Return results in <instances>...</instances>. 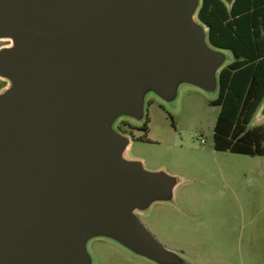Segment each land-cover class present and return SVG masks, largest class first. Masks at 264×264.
Here are the masks:
<instances>
[{
	"label": "water",
	"instance_id": "water-1",
	"mask_svg": "<svg viewBox=\"0 0 264 264\" xmlns=\"http://www.w3.org/2000/svg\"><path fill=\"white\" fill-rule=\"evenodd\" d=\"M231 5L234 0H224ZM201 0H0V264H92L109 238L157 264H185L139 219L179 180L125 152L120 118L182 84L218 92L229 59ZM264 117V102L260 108Z\"/></svg>",
	"mask_w": 264,
	"mask_h": 264
},
{
	"label": "rangeland",
	"instance_id": "rangeland-1",
	"mask_svg": "<svg viewBox=\"0 0 264 264\" xmlns=\"http://www.w3.org/2000/svg\"><path fill=\"white\" fill-rule=\"evenodd\" d=\"M10 45L0 39V48ZM8 85L0 78V91ZM217 97L218 92L190 84H182L171 102L148 95V140L138 139L144 120L116 122L132 140L127 159L179 180L171 201L156 202L137 215L185 264H264V157L215 150L220 106L211 102ZM255 126H264L260 110ZM87 247L92 264H157L109 238L91 239Z\"/></svg>",
	"mask_w": 264,
	"mask_h": 264
},
{
	"label": "trees",
	"instance_id": "trees-1",
	"mask_svg": "<svg viewBox=\"0 0 264 264\" xmlns=\"http://www.w3.org/2000/svg\"><path fill=\"white\" fill-rule=\"evenodd\" d=\"M198 19L208 27L209 42L229 50L234 61L219 75L220 106L214 148L248 156H264V126L251 127L264 102V0H201ZM149 115L139 127L148 140ZM131 129H135L131 126Z\"/></svg>",
	"mask_w": 264,
	"mask_h": 264
},
{
	"label": "flooded vegetation",
	"instance_id": "flooded-vegetation-1",
	"mask_svg": "<svg viewBox=\"0 0 264 264\" xmlns=\"http://www.w3.org/2000/svg\"><path fill=\"white\" fill-rule=\"evenodd\" d=\"M204 25H205V24H204ZM205 26H206V25H205ZM206 29H207V35H208V30H209V29H208L207 26H206ZM208 39H209V37H208ZM218 49H219V48H218ZM221 50H224V49H221ZM224 51H226V52L228 53L229 57L233 59V60L231 61V62H233V61H234V55H233V53H232L231 51H229V50H224ZM231 62H229L228 64H230ZM228 64L225 63V66H227ZM225 66H224V67H225Z\"/></svg>",
	"mask_w": 264,
	"mask_h": 264
},
{
	"label": "crops",
	"instance_id": "crops-1",
	"mask_svg": "<svg viewBox=\"0 0 264 264\" xmlns=\"http://www.w3.org/2000/svg\"><path fill=\"white\" fill-rule=\"evenodd\" d=\"M132 142V141H131ZM131 145V144H130ZM259 157H264V156H259Z\"/></svg>",
	"mask_w": 264,
	"mask_h": 264
}]
</instances>
